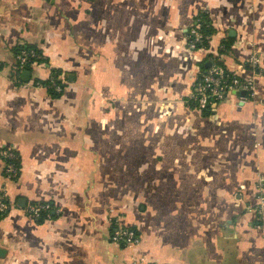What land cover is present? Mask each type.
<instances>
[{
  "label": "crops",
  "instance_id": "obj_1",
  "mask_svg": "<svg viewBox=\"0 0 264 264\" xmlns=\"http://www.w3.org/2000/svg\"><path fill=\"white\" fill-rule=\"evenodd\" d=\"M204 14L207 48L185 30ZM227 44L256 91L207 109L195 78ZM42 58L14 68L15 50ZM207 68V67H206ZM58 72L61 91L34 82ZM251 72V73H250ZM19 155L0 219V264H264V0H0V150ZM24 199L58 216L27 215ZM139 242H113L111 218Z\"/></svg>",
  "mask_w": 264,
  "mask_h": 264
},
{
  "label": "built area",
  "instance_id": "obj_2",
  "mask_svg": "<svg viewBox=\"0 0 264 264\" xmlns=\"http://www.w3.org/2000/svg\"><path fill=\"white\" fill-rule=\"evenodd\" d=\"M196 23L191 28L185 30L187 47L189 49H195L196 46L201 45L204 39H207V35H203L199 27L201 25L200 18L196 19ZM202 50L203 48H198ZM220 49L224 50L225 46L220 45ZM224 54L218 53L210 59L209 67L203 70L192 84L190 99L193 105L199 109H205L214 102L221 101L227 94L234 93L239 95L241 100H246L254 97L256 91L255 83V71L257 70L258 57L257 52L253 51L247 61L249 67L250 76L240 77L235 72L229 71L225 65L221 64ZM42 56L39 51L35 49H21L15 55V69L23 71L26 66L35 64ZM51 80V86L55 91H60L61 87L53 81V77L49 76ZM57 79V78H56ZM35 86H41L39 82L33 83ZM243 93V95H241ZM0 157L3 158V169L5 172V181L15 180L19 172V155L10 148H3L0 150ZM264 175L257 176V184L260 185ZM258 206L256 208L258 212L257 227L264 229V198L258 197ZM15 202L10 199L5 191H0V215L6 213ZM24 211L32 218H39L44 213L47 218L50 214H58L59 208L49 202H30L24 206ZM111 235L110 239L118 244L126 247H132L139 242V235L136 231L121 224L117 217L111 218ZM132 263H138L137 260H132Z\"/></svg>",
  "mask_w": 264,
  "mask_h": 264
},
{
  "label": "trees",
  "instance_id": "obj_3",
  "mask_svg": "<svg viewBox=\"0 0 264 264\" xmlns=\"http://www.w3.org/2000/svg\"><path fill=\"white\" fill-rule=\"evenodd\" d=\"M199 18H200V23H201V25H200V27H199V30H200V32L203 34V35H207L208 36V38L207 39H204L203 40V42H202V44L201 45H198V46H196V48L195 49H193V50H198V48H203V49H205V48H207V45H208V42H209V40H210V36H211V34H212V29H211V26L209 25V23H208V21H207V19H205V15L204 14H201V15H199ZM221 44H223L224 46H225V49L224 50H221L220 49V47H219V49H220V51H219V54L221 53H225V51H226V46H227V44L225 43V42H223V43H221ZM220 44V45H221ZM21 49H35L36 51H38V49H36V47H35V45H29V44H25V45H21V46H19V47H16V50H15V55L21 50ZM213 57H211V59H212ZM38 61H40V59H38ZM38 61H36V62H38ZM221 64H223V61L221 62ZM224 65V64H223ZM29 66H26V69H29L28 68ZM14 68H15V63H14ZM202 69H206V67L205 66H202ZM16 70V73H19L20 71H18L17 69H15ZM50 76H52L53 77V81L56 83V84H59L60 85V81L59 80H57L56 78H57V76H58V72L57 71H55V70H52L51 71V74H50ZM43 87H45L46 89H47V91L50 93V94H52V95H58V94H60V91H55L54 90V88L51 86V80L48 78L46 81H40L39 82ZM60 87H61V85H60ZM205 109H207V107L205 108ZM202 110H204V109H202ZM1 159H2V161H3V158L1 157ZM5 175V172H4V169H2V176H3V179H4V176ZM18 176V175H17ZM5 180V179H4ZM12 181H15V180H12ZM14 202H15V200H13ZM5 215V213H3L2 215H0V219L3 217ZM55 216H58V214H53V213H51L50 214V212H49V218H53V217H55ZM36 219H48L47 217H46V215H44V213L42 214V215H40L39 216V218H36ZM258 221L257 220H255V223H257ZM133 228V227H132ZM118 244V243H117ZM121 245V244H120ZM124 246V245H123Z\"/></svg>",
  "mask_w": 264,
  "mask_h": 264
},
{
  "label": "water",
  "instance_id": "obj_4",
  "mask_svg": "<svg viewBox=\"0 0 264 264\" xmlns=\"http://www.w3.org/2000/svg\"><path fill=\"white\" fill-rule=\"evenodd\" d=\"M209 64L210 63H207L206 67H209ZM20 76H21V79L28 80V78L30 76V72L28 70H23V71H21ZM241 95H243V93H241ZM24 202H25L24 199H21V201L19 202V205H21L23 207L25 205Z\"/></svg>",
  "mask_w": 264,
  "mask_h": 264
}]
</instances>
